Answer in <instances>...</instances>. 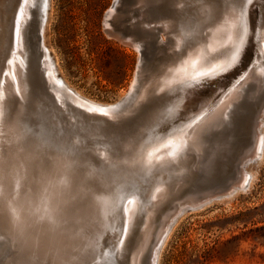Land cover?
Listing matches in <instances>:
<instances>
[{"label": "rangeland", "instance_id": "1", "mask_svg": "<svg viewBox=\"0 0 264 264\" xmlns=\"http://www.w3.org/2000/svg\"><path fill=\"white\" fill-rule=\"evenodd\" d=\"M203 1L169 0L170 4L168 0H51L44 30L46 46L57 59L69 84L81 96L94 101L97 106L108 107L112 112L91 111L83 99L81 104L63 105L39 89L32 95L30 107L33 110L27 112L20 103L19 94L15 92L13 76L7 74L13 46L10 41L6 43L0 40V151L5 160L3 172L0 171L1 260L16 258L22 264H110L108 258L114 256L110 254L111 243L119 241L124 229V205L133 197H138L140 200L136 202L134 213L127 222L130 247L123 252L122 261L138 247L147 220L152 217L148 247L154 244L157 225L162 220L164 225H171L167 228L173 227L158 264H264V159L258 165L254 164L251 155L254 131L248 136L242 133L228 136L227 139L219 138L214 134H218L223 126L213 124L201 133L197 142H185L173 155L161 157L160 160L157 158L158 168L154 173L148 166L152 146L155 148L157 143L165 142L168 137L178 135V132L186 133L187 126L190 128L216 104L223 93L225 95L237 85L238 89L250 92L251 102L257 106L255 113L264 109V0H207L204 1L206 5ZM31 2L23 28L24 70L30 68L24 78L26 83L36 78L35 88H41L44 65L39 44H42L41 29L47 5L44 0ZM169 9L176 14L169 12ZM149 21H152V26L146 25L151 24ZM201 21L209 25L205 26ZM227 21L231 22L233 30L231 38L227 41L224 39V43L219 46H209L212 30ZM159 25L162 26L159 28ZM236 44L237 56L225 65V71L223 69L209 78L189 79L192 80L190 84L194 91L190 97L185 90L183 92V88L159 87L165 69L175 58L183 59L189 50L202 46L204 61H209L224 58L227 49ZM215 51H218L217 54ZM259 77L262 82L258 84L256 81ZM177 84L182 86L183 82ZM251 87L256 90L253 91ZM210 97L213 101L209 103ZM161 105L167 107L162 109ZM255 115L252 121L258 116ZM256 123L254 121L253 125ZM14 124L15 130L21 135L19 142L13 139L16 135L9 128ZM143 139L150 144L147 145ZM249 140H252L251 143ZM14 145L22 153L18 161L27 170L16 182L12 176ZM144 145L152 148L148 151ZM215 157L221 164L222 174L225 169L229 172L222 177L223 181L201 185L205 176L202 164L208 158ZM249 166L256 171L251 187L238 192L229 203H224L221 199L236 185V179L232 181L236 172L231 171L237 169V172H242ZM196 180H200L197 181L199 187L196 186ZM158 182L166 185V196L161 198L160 206L155 205L149 215L148 211L154 202L153 189ZM78 190L82 193L78 194ZM13 203L22 208L32 206L34 218L28 223L27 229L15 226ZM52 204L58 205L61 212L53 209ZM91 205L96 209L98 206L97 221L88 218ZM47 206L53 212V216L48 212L51 220L42 217ZM109 209L111 219L107 214ZM45 225L49 227L41 228ZM65 240L69 241V248ZM76 242L80 243L76 244L78 248L73 246ZM148 250L141 254L143 258H140L139 264H143Z\"/></svg>", "mask_w": 264, "mask_h": 264}, {"label": "bare ground", "instance_id": "2", "mask_svg": "<svg viewBox=\"0 0 264 264\" xmlns=\"http://www.w3.org/2000/svg\"><path fill=\"white\" fill-rule=\"evenodd\" d=\"M32 0H0V40H2V41H6V43L8 42V41H10L11 42V45L13 46L12 48H13V52L11 53V55L13 54V56L11 57V59L8 61V63H7V74H10V75H12L13 76V81L15 82L14 83V88H15V92H17L19 95V98L21 99L22 97H24V95H25V93H26V88H25V78H24V75H25V70H24V61H25V55H24V51H25V49H24V44H25V41H24V25H25V21H26V19H27V14H28V7H29V4H30V2H31ZM159 1V0H158ZM199 1V0H198ZM203 1V0H202ZM204 1H207V0H204ZM203 1V2H204ZM228 1V0H227ZM231 1V0H230ZM34 2H35V0H34ZM44 2L46 3L45 5H47V12H46V16H45V19H44V24H43V27H42V44H43V46L44 47H46L47 48V50L50 52V55H51V57H52V59H53V64H54V71L53 70H51L50 71V74H51V76H53L54 77V73L55 72H57L61 77H62V79L64 80V82L66 83V85L73 91V93H74V96H75V101L76 102H78L79 104H81V100L83 99V100H85L86 101V103L88 104V108H89V110H91V111H101V112H103V111H106V112H112L111 110H109V108L108 107H106V108H103V107H100V106H97L96 104H94L95 102L94 101H92V100H89V99H87L86 97H83V96H81L80 94H79V92L73 87V86H71L70 84H69V82L67 81V79H66V77L64 76V74L61 72V70H60V68H59V64H58V61H57V59L55 58V56L51 53V51L49 50V48L46 46V44H45V40H44V30H45V25H46V22H47V18H48V13H49V9H50V4H51V0H44ZM163 2V1H162ZM168 2H169V0H168ZM184 2V1H183ZM182 2V3H183ZM186 2V1H185ZM202 2V3H203ZM248 2V1H247ZM170 3V2H169ZM186 3H188V2H186ZM186 3L184 4V5H186ZM205 3V2H204ZM245 3V2H244ZM31 4H32V2H31ZM30 4V5H31ZM40 4V3H39ZM167 4V3H166ZM171 4V3H170ZM174 4V3H173ZM200 4H201V2H200ZM246 4V3H245ZM180 5L181 4H179V7H180ZM188 5V4H187ZM202 5V4H201ZM205 5H206V3H205ZM244 5V4H243ZM162 6V5H161ZM167 6H168V4H167ZM190 6V3H189V5H188V7ZM246 6V5H245ZM172 7V6H171ZM178 7V6H177ZM177 7H176V9H177ZM187 7V8H188ZM190 8V7H189ZM204 8H207V7H204ZM217 8V7H216ZM162 9H163V7H162ZM175 9V10H176ZM203 9V8H202ZM182 10V9H181ZM184 10H185V8H184ZM189 10V9H188ZM200 9H198V11H199ZM208 10V9H207ZM166 11H167V9H166ZM197 11V12H198ZM201 11V10H200ZM205 11V10H204ZM217 11V10H216ZM246 11V10H245ZM169 12H172L170 9H169ZM168 12V13H169ZM215 12V11H214ZM164 13V12H163ZM166 13V12H165ZM167 13V14H168ZM173 14L175 13V12H172ZM183 13V12H182ZM185 13H187V12H185ZM195 13V12H194ZM201 13V12H200ZM246 13V12H245ZM176 14V13H175ZM174 14V15H175ZM191 14V13H190ZM197 14V13H196ZM199 14V13H198ZM29 15V14H28ZM171 15V14H170ZM192 15V14H191ZM40 16H41V14H40ZM177 16H179V15H177ZM188 16V15H187ZM161 17V16H160ZM190 17V16H189ZM200 17V16H199ZM174 18V17H173ZM182 18V17H181ZM180 18V19H181ZM182 19H184V18H182ZM199 19V18H198ZM213 19V18H212ZM214 19H215V17H214ZM213 19V20H214ZM218 19H219V17H218ZM40 20V19H39ZM174 20H176V19H174ZM189 20V19H188ZM196 20V19H195ZM204 20V19H203ZM197 21V20H196ZM196 21H195V23H196ZM200 21V20H199ZM219 21V20H218ZM246 21V20H245ZM150 23L152 22V21H149ZM162 22V21H161ZM175 22V21H174ZM182 22H183V20H182ZM205 22V21H204ZM204 22H202L201 21V23H204ZM208 22V21H207ZM206 22V23H207ZM211 22H212V20H211ZM43 23V22H42ZM157 23V22H156ZM159 23V22H158ZM176 23H178V21L177 22H175V24ZM193 23V22H192ZM198 23H200V22H198ZM208 23H210V22H208ZM246 23V22H245ZM185 24H187V23H185ZM231 24V22L230 21H227V22H224V23H221V24H219L217 27H215L213 30H212V32L210 33V37H209V46L211 45V47H214V46H219V44H221V43H224V42H222L224 39V41H227V40H229L230 38H231V33H232V26L230 25ZM146 25H151L152 26V23L151 24H148V23H146ZM156 25V24H155ZM158 25V24H157ZM182 25V24H181ZM204 25H205V23H204ZM206 25H209V24H206ZM205 25V26H206ZM41 26H42V24H41ZM162 26V25H161ZM160 25H159V28L161 27ZM176 26V25H175ZM203 26V25H202ZM173 27V26H172ZM185 27V26H184ZM142 28V27H141ZM150 28V27H149ZM154 28V27H153ZM179 28V27H178ZM183 28V27H182ZM189 28V27H188ZM196 28V27H195ZM200 28H202V27H200ZM246 28V27H245ZM39 29V28H38ZM162 29V28H161ZM180 29V28H179ZM147 30H149V29H147ZM150 30H151V28H150ZM162 30H164V29H162ZM166 30V29H165ZM182 30V29H181ZM201 30V29H200ZM207 30H208V28H207ZM161 31V30H160ZM167 31V30H166ZM175 31V30H174ZM189 31H191V30H189ZM196 31V30H195ZM263 31V30H262ZM40 32V31H39ZM148 32V31H147ZM151 33H152V31H150ZM169 32V31H168ZM183 32H185L184 31V29H183ZM260 32V31H259ZM162 33V32H161ZM180 33H181V31H180ZM186 34V33H185ZM190 34H192V33H190ZM258 34V33H257ZM261 34H263V33H261ZM153 36H155L154 34H152ZM184 35V34H183ZM187 35V34H186ZM193 35V34H192ZM233 35V34H232ZM244 35V34H243ZM167 36V35H166ZM169 36V35H168ZM188 36V35H187ZM260 36V35H259ZM151 37V36H150ZM205 37V36H204ZM264 37V36H263ZM262 37V38H263ZM168 38V37H167ZM183 38V37H182ZM200 38V37H199ZM245 38V37H244ZM243 39V38H242ZM246 39V38H245ZM260 39V38H259ZM264 39V38H263ZM182 40V39H181ZM186 40H188V39H186ZM200 40V39H199ZM198 39H197V41H199ZM205 41H207V40H205ZM263 41V40H262ZM182 42V41H181ZM200 42V41H199ZM264 42V41H263ZM179 43V41H177V44ZM232 43H234V39L232 40ZM194 43H192V45H193ZM263 44V43H262ZM187 45V44H186ZM191 45V44H190ZM191 45V46H192ZM185 47H187V46H185ZM190 47V46H189ZM226 47V46H225ZM229 47V46H228ZM231 47V46H230ZM228 48L227 49V53H225V55L223 54V50L225 51V48H224V46H223V50L221 49V53L224 55V58H216V59H214V60H209V61H204V52L205 51H202V46L201 47H198V48H195L194 50H189L186 54L183 52V55L185 54V56H184V58L182 59H176L175 57H173V59L175 58V60L173 61V63L172 64H170L168 67H167V69H165V72H164V74L161 76V81H160V83H159V87L160 88H183V92H184V90H185V92H186V94L190 97V95H192V93L194 92L193 91V87H192V85L190 84V82L192 81H189V79H195V80H197L198 78H203V77H205V78H209L210 76H214L216 73H218V72H220V71H222L223 69V71H225L226 69H227V66H225V65H227V64H229V63H231L234 59H235V57L237 56V51H236V48H237V44L236 45H232V47L231 48ZM10 48V47H9ZM206 48V47H205ZM222 48V47H221ZM191 49V48H190ZM5 50V49H4ZM171 50V49H170ZM176 50V49H175ZM178 50V49H177ZM204 50V49H203ZM187 51V50H186ZM170 52V51H169ZM174 52V51H173ZM172 52V53H173ZM178 52H180V51H178ZM209 52V51H208ZM211 52V51H210ZM216 52V51H215ZM214 52V53H215ZM218 52V51H217ZM217 52H216V54H217ZM220 52L218 53V56H219V54H220ZM160 54H161V52H159ZM207 53V52H206ZM205 53V54H206ZM167 54V53H166ZM182 54V53H181ZM208 54H211V53H208ZM171 55V54H170ZM175 55V54H174ZM10 56V55H9ZM173 56V55H172ZM216 56V55H215ZM228 56H230L227 60H226V58L228 57ZM171 57V56H170ZM180 57V56H179ZM182 57V56H181ZM28 58V57H27ZM207 58V57H206ZM240 58V57H239ZM166 59V58H165ZM168 59V58H167ZM208 59V58H207ZM7 60H8V58H7ZM6 60V61H7ZM161 60H163V59H161ZM170 60V59H169ZM172 60V59H171ZM165 62H166V60H165ZM235 62V61H234ZM27 63H29V61L27 60ZM162 63H164V62H162ZM167 63V62H166ZM238 63V62H237ZM3 66V65H2ZM163 66V65H162ZM6 67V66H5ZM3 68V67H2ZM6 69V68H5ZM4 70V69H3ZM2 71V70H1ZM158 71V70H157ZM254 72H256V71H254ZM251 73V72H250ZM3 74V73H2ZM264 74V73H263ZM258 75V74H257ZM245 76V75H244ZM259 76V75H258ZM263 77V76H262ZM197 78V79H196ZM246 78H248V76L246 77ZM245 78V79H246ZM264 78V77H263ZM259 79V80H258ZM257 80L258 81H256L258 84H259V81H260V77L258 78ZM262 79V78H261ZM0 80H2V79H0ZM253 80V79H252ZM12 81V80H11ZM3 82V81H2ZM179 82H183V84H182V86H176V84L177 83H179ZM255 82V83H256ZM260 82H262V80L260 81ZM12 83V82H11ZM254 83V84H255ZM257 83L255 84V87H256V85H257ZM13 84V83H12ZM3 85H4V82H3ZM178 85V84H177ZM181 85V84H180ZM239 85H237L236 86V88H232L231 90H229L227 93H225V95H223L222 94V97H220V99H218V100H216V104L215 105H213V104H211V105H213L212 107H211V109H209L208 111H206L204 114H203V116H201L197 121H195L193 124H192V126H191V124H189L191 127L189 128V126H187L188 127V130L186 131L185 129H183V130H185L186 131V133L183 131V130H179V131H183V133L181 132H178V130H177V132L179 133L178 135H174V136H171L169 139L167 138V140H165V142H161V143H157L158 145H156L155 146V148H154V146H152V147H150L149 146V148L147 147H145V145H144V147L148 150V149H150V148H152V151H150V150H148V151H150L151 152V154H150V156H149V163H148V166H150V170H151V172L152 173H154L155 172V170L158 168V164H157V162H158V159L160 160L161 159V157H167L168 155H173L174 153H175V151L178 149V147H180L183 143H188V142H192L193 143V141H195V142H197L196 141V139L198 138V137H200L201 136V133L203 132V131H205V130H207L208 129V127L210 126V125H213V124H217V126L218 125H222L223 127H222V129L219 131V133L218 134H214V136L216 135H218L219 136V138H222V137H224V138H226V137H228V136H231L232 135V137H234V136H236V135H238V134H242V133H244L245 135H247L248 136V134L249 135H251L250 133H252L253 131H254V133H252V136H253V147H252V151H251V155H253V157H254V164H256V165H258L261 161H262V159H264L263 158V156H264V109L262 110V112H261V110L259 111V113L258 112H256L255 113V109L257 108V106H256V103L255 102H251V94H250V92H248V91H244L243 89H238L237 87H238ZM152 87V86H151ZM234 87V86H233ZM255 87H254V89H255ZM258 87V86H257ZM229 88V87H228ZM263 88V87H262ZM262 88H260V89H262ZM248 89V88H247ZM251 89H253L252 87H251ZM250 89V90H251ZM254 89H253V91H254ZM2 90V89H1ZM161 90V89H160ZM174 90V89H173ZM256 90V89H255ZM9 91H11V90H9ZM257 91H258V88H257ZM260 91V90H259ZM264 91V90H263ZM262 91V92H263ZM161 92H163L162 90H161ZM165 92V91H164ZM226 92V91H225ZM126 93V92H125ZM172 93H174V92H172ZM257 93V92H256ZM7 94V93H6ZM157 94H159L158 92H157ZM157 94H155V95H157ZM183 94V93H182ZM210 94H213V93H210ZM254 94V93H253ZM10 95V94H9ZM9 95H8V99H9ZM184 95V94H183ZM216 95V94H215ZM255 95V94H254ZM11 96V95H10ZM164 96V95H163ZM180 96V95H179ZM185 96V95H184ZM261 96V95H260ZM171 97H172V94H171ZM170 97V98H171ZM182 97V96H181ZM189 97H187L188 99H190ZM258 97V96H257ZM256 97V98H257ZM5 99H6V97H4ZM165 98V97H164ZM183 98V97H182ZM166 99V98H165ZM167 99H169V97L167 98ZM173 99V98H172ZM184 99H185V97H184ZM234 99V100H233ZM262 99V98H261ZM264 99V98H263ZM12 100V99H11ZM164 100V99H163ZM171 100V99H170ZM231 100V101H230ZM233 100V101H232ZM259 100V99H258ZM158 101H160V103L162 102V100H158ZM184 101V100H183ZM213 101V98L211 99V97H210V101H209V103L210 102H212ZM218 101V102H217ZM21 102V101H20ZM205 102V101H204ZM203 102V103H204ZM260 102V101H259ZM263 101H261V103H262ZM13 103V102H12ZM159 103V102H158ZM166 103V102H165ZM164 103V104H165ZM169 103H170V101H169ZM208 103V102H207ZM228 103H229V106H228ZM6 104H8V103H6ZM11 104V103H10ZM156 104V103H155ZM205 104V103H204ZM169 104H168V102H167V106H168ZM182 104H180V106H181ZM184 105H187V104H184ZM184 105L182 106V107H184ZM208 105V104H207ZM263 105V104H262ZM10 106V105H9ZM8 106V107H9ZM154 106H156V105H154ZM153 106V107H154ZM165 106V105H164ZM163 106V107H164ZM167 106H165V107H167ZM0 107H1V103H0ZM8 107H6V109L8 108ZM150 107V106H149ZM157 107V106H156ZM161 107H162V105H161ZM163 107H162V109H163ZM169 107V106H168ZM203 107V106H202ZM159 108H160V106H159ZM166 109V108H165ZM182 109V108H181ZM181 109H179V111L181 110ZM3 110V109H2ZM5 110V109H4ZM152 110V109H151ZM155 111H156V108L154 109ZM158 111H160L159 109H157ZM178 110V109H177ZM6 111V110H5ZM4 111V112H5ZM162 111V110H161ZM199 111H201V110H199ZM145 112V111H144ZM143 112V113H144ZM174 112V111H173ZM178 112V111H177ZM6 113V112H5ZM148 113H150V111L148 112ZM153 113V112H152ZM161 113V112H160ZM170 113V112H169ZM0 114H1V111H0ZM155 114H159V113H155ZM163 114V113H162ZM255 114H257L258 116L255 118V122H258V123H256V125L254 124L253 125V122L254 121H252V118H254V115ZM11 115V114H10ZM142 115V114H141ZM147 115V114H146ZM169 115V114H168ZM167 115V116H168ZM179 115H181V114H179ZM178 115V116H179ZM185 115V116H184ZM5 116V115H4ZM161 116H163V115H161ZM183 116L184 117H186V114H183ZM182 116V117H183ZM256 116V115H255ZM188 117H189V115H188ZM197 117V116H196ZM168 118H169V116H168ZM179 118H181V117H179ZM187 118V117H186ZM141 119H142V117H141ZM143 119H145V118H143ZM174 119V118H173ZM191 119V118H190ZM257 119H259V121H257ZM6 120V119H5ZM152 120V119H151ZM158 120V119H157ZM170 120V119H169ZM183 120V119H182ZM185 120V119H184ZM10 121V120H9ZM139 121V120H138ZM150 121V120H149ZM160 121V120H159ZM164 121H165V119H164ZM154 122V121H153ZM152 122V123H153ZM147 123H148V120H147ZM151 123V124H152ZM179 123V122H178ZM181 123V122H180ZM179 123V124H180ZM189 123V122H188ZM192 123V122H191ZM149 124V123H148ZM147 124V125H148ZM183 124V123H182ZM257 124H258V129L256 128V126H257ZM140 125H142V124H140ZM140 125H138V126H140ZM144 126V125H143ZM153 126H154V124H153ZM160 126V125H159ZM145 127V126H144ZM144 127H143V129H144ZM148 127V126H147ZM156 127V126H155ZM10 129H13V135L15 134L16 136L15 137H13V139L15 140L16 139V141H20V136H19V132L17 131V130H15V124L13 125V126H11V127H9ZM152 128V127H151ZM154 128V127H153ZM7 131H8V133L10 132V130H8V127H7ZM12 131V130H11ZM147 131V130H146ZM149 131V130H148ZM152 130H150V132H151ZM174 131V130H173ZM173 131H171V132H173ZM1 132V131H0ZM171 132H168V133H171ZM175 132V131H174ZM144 133H145V130H144ZM167 133V134H168ZM10 134V133H9ZM147 134H148V132H147ZM166 135V134H165ZM169 135H171V134H169ZM146 136V135H145ZM163 136V135H162ZM161 136V137H162ZM213 136V137H214ZM252 136H250V137H252ZM6 137H7V135H6ZM147 137V136H146ZM158 137V136H157ZM156 137V138H157ZM142 138H143V136H142ZM215 138V137H214ZM146 139V138H145ZM145 139H143L144 141H145ZM164 139V138H163ZM227 139V138H226ZM248 139H250V138H248ZM14 140H13V142H14ZM143 140H142V142H143ZM158 140V139H157ZM156 140V141H157ZM140 141H141V139H140ZM159 141V140H158ZM223 141V140H222ZM221 141V142H222ZM252 141V140H251ZM251 141L249 140V142L251 143ZM145 143H146V141H145ZM145 143H143V144H145ZM155 143V142H154ZM223 143V142H222ZM249 143V144H250ZM143 144H142V146H143ZM147 144V143H146ZM148 144H150V143H148ZM147 144V145H148ZM160 144V145H159ZM20 145V144H19ZM152 145V144H151ZM154 145V144H153ZM11 148H12V146H10ZM17 147L18 146H16V145H14V148H12L13 149V153H15L14 154V156H13V166H12V170H13V181L14 182H16L20 177H22L23 175V173H24V171H27L26 170V166H24L22 163H20L19 161H18V156L20 155V154H22V153H19V151H17L16 149H17ZM144 148V149H145ZM138 150V149H137ZM147 150H146V152H147ZM135 151H136V149H135ZM141 151V150H140ZM5 152V151H4ZM137 152V151H136ZM135 152V153H136ZM139 152V151H138ZM137 152V153H138ZM149 153V152H148ZM143 154H144V150H143ZM143 154H142V158H143ZM257 155V156H254V155ZM6 155V154H5ZM135 155V154H134ZM133 155V156H134ZM145 155V154H144ZM149 155V154H148ZM146 156V155H145ZM29 157V156H28ZM8 158V157H7ZM6 158V159H7ZM21 158H23V157H21ZM136 158V157H135ZM135 158H133L134 160H135ZM146 158V157H145ZM158 158V159H157ZM138 159V158H137ZM252 159V158H251ZM133 160V161H134ZM146 160V159H145ZM238 160L240 161V159L238 158ZM8 161V160H7ZM136 161V160H135ZM5 162V160H4V157L2 158V155H1V151H0V171H2L3 172V163ZM233 162V161H232ZM238 163V162H237ZM6 164V163H5ZM8 164V163H7ZM236 164V163H235ZM234 164V165H235ZM262 164V163H261ZM9 165V164H8ZM162 165V164H161ZM227 166H228V164H227ZM238 165H236V167H237ZM245 166V165H244ZM3 168V169H2ZM238 168V167H237ZM9 170H11V169H9ZM235 170V172H236V174H234V177L235 178H233V176H232V181L234 180V179H236L235 181H234V183L236 184L235 185V187L232 189V187H231V191H230V193H227V195H222V196H224L221 200H223V202L224 203H229L230 202V200L238 193V192H243V191H245V190H248L250 187H251V184H252V181L254 180V177H255V170H253V168L252 167H247V169H245V170H243L242 172H241V170H239L238 172H237V169H233L231 172H233ZM34 171H35V169H34ZM202 171H203V173H205V176H204V179H202V184L201 185H206V184H208V183H211V182H219V181H223V176L224 175H227L228 174V172H229V170H226L225 169V171H224V173L222 174V171H223V169H221V164H220V162L219 161H217V159H216V157L215 158H208L207 160H206V162L205 163H203L202 164ZM37 172V171H36ZM73 172V171H72ZM71 172V173H72ZM150 172V173H151ZM26 173V172H25ZM38 173V172H37ZM36 173V174H37ZM42 173V172H41ZM160 173V172H159ZM73 174V173H72ZM162 175V174H161ZM166 175V174H165ZM36 176V175H35ZM70 176H71V174H70ZM154 176V175H153ZM189 176H191V175H189ZM4 177H5V175H4ZM155 177V176H154ZM159 177V176H158ZM162 177V176H161ZM25 178H26V176H25ZM169 178V177H168ZM186 178V177H185ZM51 179H53V178H51ZM54 179H55V177H54ZM153 179V178H152ZM159 179V178H158ZM231 179V178H230ZM21 180V179H20ZM19 180V181H20ZM30 180V179H29ZM74 181V180H73ZM72 181V182H73ZM182 181H184V180H182ZM197 181L198 182H200V180H196V186H198L197 184ZM179 182V181H178ZM231 182V181H230ZM77 183V182H76ZM159 184L156 186V187H154V189H153V195H152V197H153V205L151 206L152 207V209H149V215H151L152 214V212L154 211V208H155V205H156V207H159L160 206V204L162 203L160 200H161V198H163L164 196H166V190H167V187H166V185H163V183H161V182H158ZM15 184V183H14ZM25 184V183H24ZM84 184V183H83ZM82 184V185H83ZM228 184H229V182H228ZM23 185V184H22ZM29 185V184H28ZM31 185H32V182H31ZM76 185V184H75ZM81 185V186H82ZM85 185V184H84ZM84 185H83V187H84ZM175 185V184H174ZM209 185V184H208ZM233 185V184H232ZM16 186H17V184H16ZM26 186H27V184H26ZM63 186H64V184H63ZM80 186V185H79ZM78 186V187H79ZM80 186V187H81ZM87 185H85V187H86ZM89 186V185H88ZM170 186V185H169ZM228 186V185H227ZM226 186V187H227ZM32 187V186H31ZM30 187V189H32ZM76 187V186H75ZM91 186H89V188H90ZM199 187V186H198ZM225 187V188H226ZM12 188V187H11ZM88 188V187H87ZM200 188H202V186L200 187ZM199 188V189H200ZM224 188V189H225ZM20 189H21V187H20ZM62 189V188H61ZM65 189V188H64ZM86 189V188H85ZM199 189H197V190H199ZM52 191H53V189H51ZM202 190V189H201ZM226 190V189H225ZM0 191H1V189H0ZM25 191V190H24ZM32 191H33V189H32ZM52 191H51V194H52ZM81 191H82V188H81ZM80 191V192H81ZM85 191V190H84ZM219 191V190H218ZM227 191V190H226ZM70 192V191H69ZM75 192V191H74ZM78 192H79V190H78ZM78 193V194H81V193ZM229 192V191H228ZM29 193H31V191L29 192ZM38 193V192H37ZM87 193V192H86ZM132 193V192H131ZM217 193V192H216ZM221 193V192H220ZM222 193L223 194H225V192L224 191H222ZM85 194V193H84ZM96 194V193H95ZM30 195V194H29ZM39 195H40V193H39ZM87 195H89V193H87ZM100 195V194H99ZM76 197H78V195H75ZM86 196V195H85ZM120 196V195H119ZM34 197H35V195H34ZM62 197V196H61ZM91 197H92V195H91ZM91 197H89V198H91ZM107 197V196H106ZM145 197V196H144ZM219 197H220V195H219ZM218 197V198H219ZM31 198H33V196L31 197ZM71 198H73V197H71ZM80 198H82V197H80ZM85 198V197H84ZM49 199V198H48ZM74 199V198H73ZM40 200H41V198H40ZM50 200V199H49ZM67 200V199H66ZM69 200V199H68ZM84 199H82L81 201H83ZM86 200H88L87 198H86ZM89 200H91V199H89ZM98 200V199H97ZM138 200H140V199H138V197H133L132 199H130V200H128L127 201V203L124 205V209H123V213H124V229H122L123 230V232H121L122 233V235H121V238H119V241H116V243H114V241H112V243H111V248H110V254L111 255H114L112 258H108V261L110 262V264H125V263H127V264H139V263H141L140 262V258H143V257H141V254L143 253V251H146L147 252V248H149V252L147 253L148 255L144 258V262H143V264H158V262H159V258H160V254H161V251H162V249H163V247L165 246V244H166V242L168 241V239H169V237H170V234H171V232H172V230H173V227H169V228H167L168 226H171V225H168L167 226V223H166V225H164V223H163V221L164 220H162L157 226H158V228H157V231L155 232V237H154V239H155V242H154V244L150 247H148V237H149V235L151 234L150 232H151V227H150V219H152V217H150V218H148V220H147V223H146V225H145V229H144V231L142 232V240H141V242L139 243V245H138V247L134 250V251H131V253H129L130 254V257H127V253H126V257L128 258V261H127V258L125 259L124 258V262L122 261V255H123V252L126 250H128L129 249V247H130V238H128V235H129V223L127 224V222H128V220H129V218H131L132 217V215H133V213H134V210H135V206H136V202L138 201ZM173 200V199H172ZM192 200V199H191ZM34 201H35V199H34ZM42 201V200H41ZM75 201H77V200H75ZM36 202V201H35ZM70 202V201H69ZM80 202V201H79ZM92 202V201H91ZM159 202H161V203H159ZM208 202V201H207ZM37 203V202H36ZM56 203H57V201H56ZM84 203V202H83ZM85 203H86V201H85ZM84 203V204H85ZM88 203V202H87ZM155 203V204H154ZM164 203V202H163ZM190 203H193V202H190ZM211 203V202H210ZM72 204V203H71ZM73 204H75V203H73ZM168 204V203H167ZM166 204V205H167ZM181 204V203H180ZM185 204V203H184ZM188 204V203H187ZM33 205V204H32ZM36 205V204H35ZM78 205H80V204H78ZM77 205V206H78ZM86 205V204H85ZM163 205V204H162ZM194 205V204H193ZM39 206V205H38ZM37 206V207H38ZM72 206V205H71ZM76 206V205H75ZM76 206V207H77ZM88 206V205H87ZM92 206V207H91ZM90 206V208L88 209V210H91L90 212V214H89V217L88 218H94L95 220H96V218L98 217V215H99V211H98V206H97V209L95 208V206H93V205H91ZM170 206V205H169ZM172 206V205H171ZM204 206V205H203ZM52 207H53V209H57L58 210V212L61 210V208L60 207H58V205H56V204H52ZM75 207V208H76ZM82 207V206H81ZM83 207H84V205H83ZM108 207V206H107ZM150 207V208H151ZM193 207V206H192ZM199 206H197L196 207V209L198 208ZM200 207H202V206H200ZM69 208V207H68ZM172 208V207H171ZM170 208V209H171ZM180 208H181V205H180ZM180 208H179V210H180ZM195 208V207H194ZM193 208V209H194ZM70 209H72V208H70ZM78 209V208H77ZM87 209V208H86ZM169 209V208H168ZM39 210V209H38ZM49 210H52L51 208H48V206H47V208H46V210L44 211V213H43V215H42V217L45 219V220H51L50 219V217L48 216V212H49V214L50 215H52L53 214V212H50ZM85 210V209H84ZM103 210V209H102ZM160 211H161V208L159 209ZM166 210V209H165ZM178 210V209H177ZM178 210V211H179ZM77 211V210H76ZM101 211V210H100ZM109 211V213L107 212V214L109 215V217H110V219H111V212H110V209L108 210ZM177 211V212H178ZM40 212V211H39ZM61 212V211H60ZM147 212V213H148ZM176 212V213H177ZM181 212V211H180ZM9 213H10V211H9ZM81 213V212H80ZM102 213V212H101ZM36 214H38V213H36ZM160 214V213H159ZM163 214V213H162ZM39 215V214H38ZM57 215H58V213H57ZM56 215V216H57ZM66 215V214H65ZM102 215V214H101ZM173 215V214H172ZM34 216V214H33V211H32V206H30V207H26V208H22V207H20V206H18V205H16L15 203H13V222L15 223V226H17L19 229H22V228H28V223H30V221H33V217ZM40 216V215H39ZM53 216V215H52ZM38 217V216H37ZM62 217H63V215H62ZM173 217V216H172ZM174 217H175V215H174ZM41 218V217H40ZM51 218H53V217H51ZM74 218V217H73ZM157 218V217H156ZM155 218V219H156ZM75 219V218H74ZM93 219V220H94ZM163 219V218H162ZM175 219H176V217H175ZM178 219V218H177ZM158 220V219H157ZM156 220V221H157ZM169 220V219H168ZM172 220V219H171ZM97 221V220H96ZM179 221V220H178ZM168 222H170V221H168ZM154 223H155V220H154ZM32 224V223H31ZM83 224V223H82ZM170 224V223H169ZM171 224H172V222H171ZM18 225H20V226H18ZM68 225V224H67ZM156 225H154V226H156ZM80 226V225H79ZM153 226V227H154ZM16 227V228H17ZM49 227V226H48ZM46 225H45V227L44 226H42L41 228H48ZM70 227V226H69ZM15 228V229H16ZM33 228V227H32ZM35 228V227H34ZM77 228V227H76ZM144 228V227H143ZM35 231V230H34ZM152 231H155V230H152ZM96 232H97V230H96ZM80 233V232H79ZM63 234V233H62ZM96 235V234H95ZM94 235V236H95ZM140 236V237H141ZM79 238V237H78ZM94 238V237H93ZM152 238V237H151ZM63 239V238H62ZM79 239H81V238H79ZM94 239H96V238H94ZM140 239V238H139ZM74 241V240H73ZM82 242V241H81ZM93 242V241H92ZM149 242H151V241H149ZM26 243H29V242H26ZM67 245H66V244ZM65 245H66V247L67 248H69V245H68V243H69V241H67V240H65ZM72 243V242H71ZM78 243L79 242H76L75 243V245H73L74 247H77L76 246V244L78 245ZM80 244V243H79ZM65 245H64V247H65ZM150 245V244H149ZM27 247H29V245H26ZM80 247H81V245H79ZM39 246H37V248H38ZM41 248V250H43V248L44 247H40ZM78 248V247H77ZM80 249V248H79ZM145 256V255H144Z\"/></svg>", "mask_w": 264, "mask_h": 264}, {"label": "water", "instance_id": "3", "mask_svg": "<svg viewBox=\"0 0 264 264\" xmlns=\"http://www.w3.org/2000/svg\"><path fill=\"white\" fill-rule=\"evenodd\" d=\"M40 45V52L42 55V63L44 65V69L42 70L41 74V88H35L37 80L36 78H31L30 82L26 83L25 81V88H26V93L24 97L19 100L21 101L20 103L22 106L25 108V110L28 112L32 111L33 108L32 105L30 104L33 100L32 95L37 93L36 89H39L41 93L46 94L47 96H50L53 98V100H57L60 104L63 105H71L72 103H77L75 100V96L73 91L66 85L62 77L55 72L54 77L51 76L50 71H54V64H53V59L50 55V52L47 50L46 47L43 46V44ZM27 67V66H26ZM30 70V68H26L25 72ZM44 78V79H43ZM43 87V88H42ZM31 106V107H30ZM25 242H30V241H25ZM18 259L13 258L8 261H3L0 259V264H20ZM22 264V261H20ZM24 264V263H23Z\"/></svg>", "mask_w": 264, "mask_h": 264}]
</instances>
